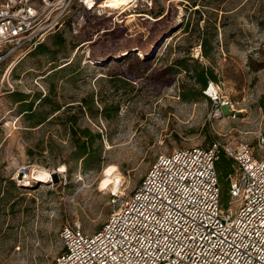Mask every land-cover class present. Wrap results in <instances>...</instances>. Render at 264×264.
Segmentation results:
<instances>
[{
	"label": "rangeland",
	"instance_id": "rangeland-1",
	"mask_svg": "<svg viewBox=\"0 0 264 264\" xmlns=\"http://www.w3.org/2000/svg\"><path fill=\"white\" fill-rule=\"evenodd\" d=\"M126 6L73 11L42 39L46 51L0 64V264H53L63 225L97 232L113 193L129 194L160 154L246 143L264 158V0ZM177 59L186 70H171ZM202 69L216 81L200 93ZM71 126L99 134L87 164ZM108 165L119 192L98 186Z\"/></svg>",
	"mask_w": 264,
	"mask_h": 264
},
{
	"label": "built area",
	"instance_id": "built-area-1",
	"mask_svg": "<svg viewBox=\"0 0 264 264\" xmlns=\"http://www.w3.org/2000/svg\"><path fill=\"white\" fill-rule=\"evenodd\" d=\"M44 1L0 5V64L30 52L73 11L100 16L114 8L109 0ZM258 140L264 146L262 133ZM220 149L235 164L225 199L215 165ZM108 216L93 233L64 224L53 264H264V158L246 143L160 154L129 194L113 193Z\"/></svg>",
	"mask_w": 264,
	"mask_h": 264
},
{
	"label": "trees",
	"instance_id": "trees-1",
	"mask_svg": "<svg viewBox=\"0 0 264 264\" xmlns=\"http://www.w3.org/2000/svg\"><path fill=\"white\" fill-rule=\"evenodd\" d=\"M41 44V43H40ZM39 46H36L35 48L40 51V52H44L47 50V48L45 46H43L42 44ZM34 48V49H35ZM206 54V53H205ZM185 60L184 59H177L176 60V64L178 65V67H170L172 71H176L175 69L178 68V70L180 68H183L184 70L187 69L186 65L184 64ZM117 66H121L120 64H118ZM175 68V69H173ZM122 76H127L124 73H122ZM195 77V81L196 83L199 84V91L201 93V91L206 87V84L208 81H216L215 76L213 75V73L209 70H199L196 75H194ZM116 80H118V82H123L122 78H117ZM264 98V95H263ZM47 98L43 97L40 99L39 102H46ZM59 105L55 104V106L52 108V111H57L59 110ZM24 109V108H23ZM24 111H26V116L28 119H30L34 114L31 111V104L28 108H25ZM45 117L41 119V121H44ZM69 121H71V123L77 124L78 122H76L75 118H70L69 117ZM95 137H99V134H93L87 127H76L74 128V126H71V139L74 143V147L76 149L77 153L76 155H78L79 157L83 158L85 164H87L89 162V158H91L92 153H91V146H92V142L93 139H95ZM216 169H217V174H218V178L220 183L222 182L223 179H226L227 183H226V188L222 187V195L226 193L227 195V187H228V175L231 173H234V168H235V164L233 159H231L230 157H228L224 150L220 149L217 153V158H216ZM222 186V183H221ZM103 225V224H102ZM101 228V227H100ZM99 228V229H100Z\"/></svg>",
	"mask_w": 264,
	"mask_h": 264
},
{
	"label": "bare ground",
	"instance_id": "bare-ground-1",
	"mask_svg": "<svg viewBox=\"0 0 264 264\" xmlns=\"http://www.w3.org/2000/svg\"><path fill=\"white\" fill-rule=\"evenodd\" d=\"M111 7H120V6H125L128 4L130 0H109ZM124 8V7H123ZM167 34H165L166 36ZM136 47V46H135ZM134 46L131 48H135ZM125 51V50H123ZM123 56V55H122ZM121 56V57H122ZM101 60V58H99ZM212 88V87H211ZM116 166L114 165H108L104 168L103 171V176L99 182V188L100 189H107L108 187L112 186L114 189V192H119L120 191V184H121V178L117 172ZM44 173H40L39 176L44 177Z\"/></svg>",
	"mask_w": 264,
	"mask_h": 264
}]
</instances>
